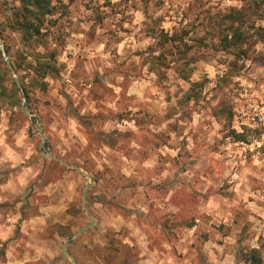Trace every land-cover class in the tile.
I'll list each match as a JSON object with an SVG mask.
<instances>
[{"label": "rangeland", "instance_id": "1", "mask_svg": "<svg viewBox=\"0 0 264 264\" xmlns=\"http://www.w3.org/2000/svg\"><path fill=\"white\" fill-rule=\"evenodd\" d=\"M184 2L185 0H181V3ZM52 3L55 6L54 12L46 17L42 28V35L38 40L32 42V47H30L23 42L19 32L13 30L10 26L12 8L18 6L19 2L17 0H0V41L4 47L5 43L8 45L9 51H6V53L11 63L14 61L16 64L21 65V70L18 74L15 72L18 79L24 78L26 81L29 79L28 73L32 74L31 67L35 64L37 58L53 60L56 65V71L46 79L47 86L45 90H32L27 101L25 95L23 97L21 94L20 106H12L11 102L18 98V94L10 93L12 81L14 82L13 74L11 71L9 73L4 72L5 62L1 52L0 125L7 121L10 130H15L17 133L23 135V143L32 153L28 163L41 167V176L38 178L40 184L37 185L33 181L29 185L24 203L20 209L21 218L16 221L14 239L19 240L23 237V233L19 231L20 225L25 220L31 219L32 213L38 212V207H51L52 205L60 207L62 210L52 213L49 221L46 222L47 227L45 232L40 235L46 242L49 250L55 253L50 264H72L63 252L62 244L65 242L67 235L74 233L89 223V217L82 206V189L84 185L88 184L86 187V205L91 216L94 218V223L65 245L67 251L74 257L76 264H147V261L150 259H156L150 256L153 251L156 252V257L161 259L163 258L162 253L174 256L177 260H183L187 255L191 257L189 264H205L207 257L201 251L203 244L212 239L213 233H217L222 238L215 240L214 243L217 247H222L225 244L224 237L232 236L234 231V243L229 245L224 253L230 254L231 264H244L240 258L239 251H246L252 247H260L264 259V235L255 231L249 222H245L246 210L234 211L231 225H225L224 223L219 225L209 224L208 221L212 219L211 216L203 214L198 216L194 211L197 197L200 196L199 193L195 192L186 200L180 201L183 204V209L180 213L163 211L162 209L155 208L154 204L149 203V212L146 215L139 214L132 229L121 226L119 231L113 228H106L102 231L103 217L98 212L97 204L103 202L108 213L111 215H120L122 211L131 213V210L123 209V203L136 196V189L142 182L131 179L123 184L116 183L123 179L117 172L120 163L119 156L130 155L131 150L128 149L127 144L132 134L130 132L120 133L116 128H112L110 132L104 133L99 131V128L103 123H107L111 119H114L116 123H123L125 120L132 122L134 119L138 128H142L151 123L153 118L146 111H137L133 115L130 108L116 113L115 116H112L111 113L105 115L102 112H97L95 115L91 112H86L81 116L79 111L84 107V100L73 106L72 97L67 91V84L61 83L63 79L61 73L67 70V64L61 63L58 60L60 55H64L67 61L75 59V66L68 73L69 78L72 80L82 79L85 87L88 83H91L92 88L89 89L88 93L91 99L94 101L103 99L102 92H111L103 84L104 77L95 69H87L88 62L86 57H82L77 53L75 58H73L71 52L65 51L68 47V41L76 36H83L85 38V46H87V44L97 39L96 30L106 27L105 20H109L115 16L120 17V20L116 23V28L128 34L130 30L124 28L123 25L126 22L130 23L134 17L127 15V13L129 10L132 12L140 10L145 16V21H142L144 25L142 31L146 37H152L156 43L155 45L146 47L143 52L137 51L133 53V55L143 57V59L139 65H128L126 74L131 73L140 76L141 72L139 70L147 65V72L157 75V85H164L166 87L165 82L168 79L167 72L169 69L174 70L180 79L188 82V77L194 70L190 65H196L200 61L207 63L215 59L217 65L226 66L227 71L223 77H218L216 88L211 91L222 94L225 88L232 85L236 90L233 95L239 97L245 90V86L240 81L246 76H250L253 72L264 71V64L260 59V51L263 45L261 43L255 44L248 58L235 59L230 53L216 49L213 45L215 38L210 39L205 36V27H208V16H211L212 21H214L215 15L222 14L230 9H238L243 5V2L241 0H187V7L180 8L178 6L173 9L170 6L162 16L155 18H153L151 13L154 10L162 8L164 0H120V3L117 5H113L111 0H67V2L65 0H52ZM169 3L171 5L172 0H169ZM236 4H239L240 7H236ZM80 8H83L85 12H90L91 15L85 17L83 20L77 19L74 22L72 17L79 12ZM104 9H108V11L105 12ZM166 19L169 23H172L173 19H175V23L172 24V33L179 32L182 29L187 31L184 39L187 46H189V55H194L196 58L194 62H191L186 67L183 73L179 72L175 64H173L174 62L171 61H167V68H157L156 71L159 70L162 73L161 75H158L154 69L155 65L153 63L155 62L153 61L160 55V52L158 55L154 54L158 51V45L157 38L152 36L151 29H154L153 32L155 31V33H158L160 29L165 31L161 25L165 23ZM85 22L90 25L86 33L78 27L79 24ZM258 22L263 24L264 21L258 20ZM103 35L108 36L110 39H115V31L112 29L103 33ZM49 38L57 45L56 48H49ZM201 38L206 39L205 42L207 44H202L200 42ZM40 47L45 49L43 53L36 51ZM107 48L108 45L106 44L105 50ZM171 50L174 51V47H171ZM115 51L113 49L112 54H115ZM167 55V59L170 60L171 56ZM233 60H236V67L233 66ZM119 67L122 68L123 64ZM86 70L88 71V75L91 76L90 81L84 75ZM105 76H107V71H105ZM234 77L238 79H233ZM248 82H251V80L249 79ZM207 83V79L204 78L200 82L191 84L189 90L176 100V108L181 110L178 118L180 121L191 122L193 115L199 114L197 109L198 107H202L199 105V101L202 99L201 92ZM73 87L77 95H79L82 91L80 86L74 85ZM181 91L183 90L178 88L177 93L173 95L179 96V92ZM173 95L166 93L165 101H171ZM189 95L191 96L190 99H188ZM60 98L67 102L66 105H60ZM215 98L213 96V99ZM22 105L27 107L32 116L22 109ZM257 105L260 106L259 100H257ZM96 106L102 107L101 105ZM232 107L227 99H224L221 101L220 106L216 110H213L212 115L214 118L218 116L225 117L230 122L235 115ZM172 114V112L168 113L165 118H170ZM65 119H75L83 133L88 136L90 140L88 151H91L92 145H95L97 148H108L109 155L105 159H108L109 164H113L114 167L109 168L108 165H101L104 171H98L96 169V161L91 159L88 151H81L76 146L67 144L68 134L64 131ZM255 119L258 121L259 117H255ZM38 123L45 136L46 149L59 161L51 158L42 149ZM241 127L245 129L243 133L238 135L232 129L227 134L232 136L233 141L237 143L248 144L250 142V135H260V129H248L243 124ZM177 128L178 125L175 123L169 125V129L172 131H176ZM170 138L163 133L155 135L152 148H159L161 145L168 147L167 140ZM222 142L223 138L220 143ZM185 143L186 141H181L182 145ZM212 150L217 151L218 149L213 146ZM260 150L264 151V146H261ZM177 155L178 157H187L189 154L185 153L182 149ZM96 156L97 160H99V152L96 153ZM159 159L164 160L165 158L160 157ZM63 163L73 167H67ZM180 170L185 171L186 169L181 167ZM109 178L113 186L119 187L120 191L124 193L119 200L115 196L107 199V196L112 195L111 192H107L101 196L96 195L98 191L108 187ZM49 184H56L57 191L51 198V204L45 205V198L41 197L39 192ZM145 186H151L150 191H164V185H151L150 180ZM229 187L230 185L224 183L221 188L216 190V194L222 198L231 199L235 194L228 191ZM148 199L149 197L146 195L145 200L147 201ZM248 202H252V197H248ZM172 203L175 205L176 201ZM12 207L13 205L8 202L0 204V215H6L7 211ZM253 215L255 214L253 213ZM123 218L122 216L121 219ZM198 222L200 223V229L198 233L193 234L196 236V242L188 245L189 252L187 254L177 253L175 248L164 249L161 246V242L177 239V232H182L185 229L190 230L196 227ZM205 225L213 231L204 230ZM135 228H140L146 237L149 233H155L157 228L159 229V233L157 234L158 239L153 244L146 246L147 253L144 255H141L144 249L136 243V237L129 235ZM23 239L27 242L28 238L23 237ZM94 240H100L102 244H95L93 243ZM8 251V243L3 242V246L0 247V264H8ZM17 251L21 252L22 250L17 249ZM224 254L220 256V259L224 258ZM213 255H216L215 251H213ZM28 264H45V260H30Z\"/></svg>", "mask_w": 264, "mask_h": 264}, {"label": "clouds", "instance_id": "2", "mask_svg": "<svg viewBox=\"0 0 264 264\" xmlns=\"http://www.w3.org/2000/svg\"><path fill=\"white\" fill-rule=\"evenodd\" d=\"M67 2V0H65ZM113 5L120 3V0H111ZM187 7V0L181 3V0H164V5L159 10H154L151 14L153 18L162 16L169 7ZM236 7H240L236 4ZM105 12L108 9H104ZM90 12H85L83 8L73 15L75 22L77 19L83 20L90 16ZM127 15L134 17L130 23H124L123 27L129 29L130 32L125 34L116 28V23L120 20L119 16L105 20V28L96 30L97 39L85 46L84 37L76 36L68 41V47L65 49L71 52L73 58L79 53L87 59V69H95L100 72L103 78V84L106 89L111 92H102L103 99L94 101L89 96V89L92 84L88 83L85 87L81 80H72L68 73L75 66V59L67 61L64 55H60L58 60L67 64V70L61 73V83L67 84V91L70 93L73 106L84 100V107L79 111L83 116L86 112L95 115L102 112L105 115L109 113L115 116L116 113L131 109L133 115L137 111L148 112L152 116V122L142 128H138L136 121L125 120L123 123H116L111 119L107 123H103L99 131L108 133L112 128H116L120 133L130 132L132 134L128 141L127 147L131 150L129 156H119L118 174L123 178L116 183L123 184L128 180L135 179L142 182L136 189V196L123 203V209L131 210V213L122 211L120 215H111L103 202L97 204L99 214L103 217L101 230L113 228L120 230L121 226L132 229L139 214H147L149 212L148 204H154L155 208L171 213H180L183 209L182 200H186L192 193H199L197 202L194 205V211L199 216L201 214L211 216L209 224L231 225L233 213L236 210L245 211V222H249L253 229L264 235V71L253 72L250 76H246L240 81L245 86V90L239 97L233 95L236 91L232 85L223 90L222 94H217L212 89L216 88L218 77H223L227 71L226 66L217 65L216 60L210 62L200 61L196 65H190L194 70L188 77V82L180 79L177 73L169 69L167 72V81L164 85H157V75L147 72V65L139 71L140 76L128 73L126 70L128 65H139L143 57L133 55L134 52L143 50L149 45H155L156 41L152 37H146L142 31L145 16L142 11L132 12L129 10ZM172 23L167 22L161 25L169 35L172 34ZM89 24L87 22L79 24V28L86 33ZM109 29L115 31V39H110L103 35ZM67 31V29H65ZM108 45L105 50V45ZM57 45L49 38V48H56ZM115 49V54L112 50ZM37 52L43 53V47L37 48ZM159 54V51L154 53ZM147 55V53H145ZM123 64V67H119ZM107 71V76H105ZM91 80L88 71L84 73ZM204 78L208 83L201 92V97L197 111L198 115H193L191 122L180 121L179 109L176 108V100L183 96L191 84L200 82ZM233 79H238L234 77ZM249 79L251 82H248ZM74 85H79L82 91L77 95ZM179 89V96L173 95ZM249 90H251L249 92ZM173 95L171 101H165V94ZM213 96L216 98L213 99ZM227 101L233 106L232 111L235 113L229 122L225 117H213L212 112L220 106L221 101ZM257 100L260 106L257 105ZM61 106L66 105V101L59 99ZM101 105L102 107H97ZM175 110V111H173ZM173 114L170 118H165L168 113ZM255 117H259L258 121ZM177 124L176 131L169 129V125ZM246 125L248 129H260L259 136H249V143L242 144L233 141L232 136L227 135L232 129L236 134L245 131L241 125ZM64 131L68 134L67 144H71L79 148L81 151H88L90 140L86 134L80 129L75 119H65ZM165 134L171 137L167 140V145L159 148H152L155 135ZM226 137V138H225ZM146 138V139H145ZM223 138V142L220 141ZM24 137L15 130H10L7 121L0 125V204L8 202L13 205L6 215H0V247L3 242L9 245L8 264H28V261L45 260V264H50L55 253L50 251L46 242L41 235L45 232L47 221H49L52 213L62 210L60 207L52 205L38 207V212L32 213V218L21 223L19 231L23 233V237H27V242L23 237L19 240L14 239V231L16 221L20 220V209L24 203L29 185L35 181L40 184L38 179L41 176V167L29 164L31 151L23 143ZM181 141H186L181 144ZM215 146L218 150L213 151ZM188 153L187 157H178L181 151ZM99 152L100 159L97 160L96 153ZM88 155L93 161H96V169L103 172L101 165H108L113 168V164H109V149L105 147L97 148L91 146ZM164 157V160H160ZM175 158V159H174ZM178 161V162H177ZM181 167L185 171H181ZM6 173V174H5ZM151 185H164V191H150L151 186L146 187L148 181ZM195 181V182H194ZM224 183L230 185L228 191L234 193L231 199H225L216 194V190L221 188ZM57 191L56 184H49L46 188H42L39 195L44 199L45 205L51 204V198ZM111 192L112 195L107 196L111 199L115 196L119 200L124 193L119 187H114L109 178L108 187L96 193L97 196L105 195ZM149 199L146 201L145 196ZM248 197H252V202H248ZM18 201V202H17ZM176 201L174 205L172 202ZM15 202V203H14ZM253 213L255 215H253ZM124 217L121 219V217ZM259 217V219H257ZM258 226V227H257ZM200 223L190 230L185 229L177 232V239L169 242H161L164 249L175 248L177 253L187 254L189 252L188 245L196 242L194 233H198ZM204 230L212 232L213 230L204 226ZM159 229L155 233H149L146 237L140 228L133 229L129 235L136 237V243L144 249L141 255L147 253V245L153 244L158 239ZM235 231L232 236L224 237L225 244L217 247L215 240L222 238L220 234L213 233L212 239L204 243L201 251L205 253L207 260L205 264H231L230 258L225 255L223 259L220 256L225 253L229 245L234 243ZM127 243V241H125ZM95 244H102L100 240H94ZM17 249H21L18 252ZM215 251L216 255H213ZM32 253V255H30ZM163 258L156 257L153 251L147 264H189L190 256H185L183 260H177L174 256L167 253L161 254Z\"/></svg>", "mask_w": 264, "mask_h": 264}, {"label": "trees", "instance_id": "3", "mask_svg": "<svg viewBox=\"0 0 264 264\" xmlns=\"http://www.w3.org/2000/svg\"><path fill=\"white\" fill-rule=\"evenodd\" d=\"M18 6L12 8L10 26L13 30L19 32L24 43L32 47V42L38 40L42 35L44 21L48 15L54 12L55 6L52 0H17ZM243 5L238 9H230L222 14L215 15L214 21L208 16L205 27L206 37L215 38L213 45L217 50H223L235 59L248 58L252 52V47L261 43L263 45L260 51V59L264 64V0H241ZM155 22V21H153ZM152 36L157 38V50L160 55L153 61L155 72L161 75L160 71H156L158 67L167 68V61L174 62L179 72H184L186 67L195 61L194 55H189V46L184 39L187 31L173 32L171 35L167 31L160 29L158 33L153 32ZM206 39H200L202 44H207ZM212 42V41H211ZM174 47V51L171 50ZM6 51H9L8 45L5 43ZM167 54L171 56L170 60ZM1 57V51H0ZM236 60H233V66L236 67ZM15 72L21 70V65L12 61ZM32 74L29 79L19 78L22 85L26 101L29 94L34 89L45 90L47 86L46 79L56 71V65L53 60L40 59L35 60V64L31 67ZM4 72L9 73V68L4 64ZM31 74V75H30ZM20 77V76H19ZM10 93L18 94V98L11 102L12 106H20L21 93L15 83L12 81ZM190 95L188 99H190ZM8 98V97H6ZM240 258L244 264H264V259L260 247H252L248 250H240Z\"/></svg>", "mask_w": 264, "mask_h": 264}, {"label": "water", "instance_id": "4", "mask_svg": "<svg viewBox=\"0 0 264 264\" xmlns=\"http://www.w3.org/2000/svg\"><path fill=\"white\" fill-rule=\"evenodd\" d=\"M0 50L2 52V55H3V60L5 62V64L7 65V67L9 68V70L12 72L13 74V80H14V83L15 85L18 87L20 93L22 94V96L24 97V91H23V88H22V85L13 69V66H12V63L10 61V58L8 56V54L6 53V50H5V47L3 45V43L0 41ZM22 109H24L29 115L32 116V114L29 112V110L27 109V107L25 105H22ZM38 127H39V135H40V138H41V147L42 149L45 151V153L47 155H49L51 158L55 159V160H58L57 158H55L54 156H52L50 154V152L46 149L45 147V136L41 130V127H40V124L38 123L37 124ZM59 161V160H58ZM64 165H66L67 167H73L69 164H66V163H63ZM88 186V184L84 185L83 189H82V206H83V209L84 211L87 213L88 217H89V223L87 225H85L84 227L80 228L79 230L75 231L74 233L70 234V235H67L65 237V242L62 244V249H63V252L65 253V255L69 258V260L71 261L72 264H76V261L74 259V257L67 251V249L65 248V245L73 238H75L77 235H79L80 233H82L83 231H85L87 228L91 227L94 223V218L91 216L88 208H87V205H86V187Z\"/></svg>", "mask_w": 264, "mask_h": 264}, {"label": "crops", "instance_id": "5", "mask_svg": "<svg viewBox=\"0 0 264 264\" xmlns=\"http://www.w3.org/2000/svg\"><path fill=\"white\" fill-rule=\"evenodd\" d=\"M224 255H227L228 257L230 256V254H228V253L227 254H224Z\"/></svg>", "mask_w": 264, "mask_h": 264}]
</instances>
